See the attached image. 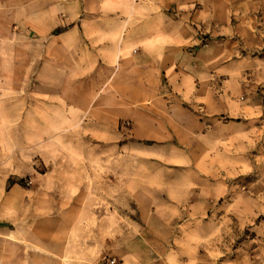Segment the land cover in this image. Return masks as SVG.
<instances>
[{"label":"crops","instance_id":"0c3cea01","mask_svg":"<svg viewBox=\"0 0 264 264\" xmlns=\"http://www.w3.org/2000/svg\"><path fill=\"white\" fill-rule=\"evenodd\" d=\"M195 3L193 19L215 36H189L191 15L176 11ZM263 8V0H0V189L12 198L52 190L36 209L25 198L11 205V234L40 233L45 248L70 233L86 234L89 247L88 234L102 233L119 264L221 263L210 250L213 218L224 214L211 194L237 184L236 214L241 201L250 216L264 214V76L241 81L249 68L264 75V36L220 33ZM67 134L88 138L89 152L117 144L137 159L80 161L81 176L49 177L51 138ZM39 162L49 171L24 188ZM120 200L136 204V219Z\"/></svg>","mask_w":264,"mask_h":264},{"label":"rangeland","instance_id":"374dc122","mask_svg":"<svg viewBox=\"0 0 264 264\" xmlns=\"http://www.w3.org/2000/svg\"><path fill=\"white\" fill-rule=\"evenodd\" d=\"M198 8L199 4L195 3L191 7L183 8L176 12L180 14L179 16L191 15ZM259 12L260 15L257 19L249 18L239 26H230L228 30L221 32L220 36H264V8ZM187 21L190 26V31L187 30L190 32L189 36L206 37L215 36L216 34H214L212 27L208 29V26L196 22L192 15ZM192 43L194 44V40H192ZM200 43L203 44L206 41L200 39ZM260 76L264 75L257 74L249 68L242 72L241 81H243L245 87H251L254 84L256 85V82H259ZM69 123L67 122V124ZM88 144V138L84 141L78 140V138L69 134L51 138L50 163L54 169L47 176L52 178L81 176L84 170L78 168V162L80 161H96L98 164L106 161H125L130 163L137 159L131 155H122L117 148V144L114 145L112 152L105 151V148L100 150V147L96 152L93 150L89 152V149L86 150ZM36 166L39 174L35 173L29 176L27 180H24L23 185L26 189L32 187V185H26L27 181H32V178H40L41 173L49 171L40 162ZM113 171L116 173L118 170L115 168ZM94 172L97 176H101L105 174V169L100 168L94 170ZM129 176L132 177L130 174ZM13 182L14 179L11 178L8 188L13 185ZM230 188L231 191L226 194L220 189L211 194V197L220 199L218 200V203L221 205L219 212L224 215L213 218V224H216L219 228L218 241L216 242L218 248L216 250L215 247L210 251L218 252L221 260L219 264H264V214L261 216H250V206L244 201H241L240 206L245 211L243 210L241 215L239 212L236 214L234 197H237L240 186L233 184L230 185ZM17 190L20 189L18 188ZM51 191V189L45 190L47 193L40 191L35 193V195H32V192L30 197L25 195L26 193L18 192L12 198L5 190L0 189V264H82L81 257L90 258V264H108L110 259L116 258L119 264V254L116 248L105 247L104 234L102 233L88 234L90 236L89 247L85 239L83 240V244L81 241L83 237L85 238L86 234L70 233L65 234V238L59 237V239L47 242L49 248L46 246L42 248L40 246L41 241L37 239H40L39 236H42L40 233L29 232L27 234V232L21 231L18 234H11V205H14V208L16 207L15 205L20 206V203L25 198L31 201V206H33V209H36L41 203H46V200L50 199L52 201V197L48 195ZM115 203L119 208L123 205L124 211L136 219L138 214L134 202L120 200Z\"/></svg>","mask_w":264,"mask_h":264},{"label":"built area","instance_id":"2783aa9c","mask_svg":"<svg viewBox=\"0 0 264 264\" xmlns=\"http://www.w3.org/2000/svg\"><path fill=\"white\" fill-rule=\"evenodd\" d=\"M194 44H195V45H198L199 43H198L196 40H194ZM203 44H206V43H203ZM26 185H27V186H31V185H32V181H31V180L27 181V182H26ZM108 264H118V261H117L116 258H113V259H110V260L108 261Z\"/></svg>","mask_w":264,"mask_h":264}]
</instances>
